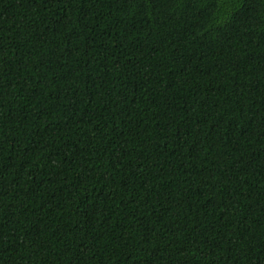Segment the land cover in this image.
Wrapping results in <instances>:
<instances>
[{"label": "trees", "instance_id": "16d2710c", "mask_svg": "<svg viewBox=\"0 0 264 264\" xmlns=\"http://www.w3.org/2000/svg\"><path fill=\"white\" fill-rule=\"evenodd\" d=\"M0 264H264V0H0Z\"/></svg>", "mask_w": 264, "mask_h": 264}]
</instances>
